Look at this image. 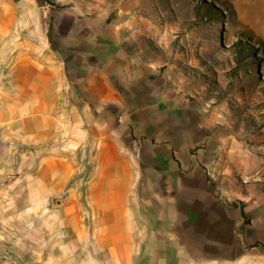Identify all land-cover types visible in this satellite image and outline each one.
<instances>
[{
	"label": "crops",
	"instance_id": "1",
	"mask_svg": "<svg viewBox=\"0 0 264 264\" xmlns=\"http://www.w3.org/2000/svg\"><path fill=\"white\" fill-rule=\"evenodd\" d=\"M177 9L0 0V249L34 264H264L255 150L202 102Z\"/></svg>",
	"mask_w": 264,
	"mask_h": 264
},
{
	"label": "rangeland",
	"instance_id": "2",
	"mask_svg": "<svg viewBox=\"0 0 264 264\" xmlns=\"http://www.w3.org/2000/svg\"><path fill=\"white\" fill-rule=\"evenodd\" d=\"M173 1L178 32L210 85L202 102L232 132L246 134L264 179V0Z\"/></svg>",
	"mask_w": 264,
	"mask_h": 264
},
{
	"label": "built area",
	"instance_id": "3",
	"mask_svg": "<svg viewBox=\"0 0 264 264\" xmlns=\"http://www.w3.org/2000/svg\"><path fill=\"white\" fill-rule=\"evenodd\" d=\"M0 264H34L31 261L23 260L14 252L0 249Z\"/></svg>",
	"mask_w": 264,
	"mask_h": 264
},
{
	"label": "trees",
	"instance_id": "4",
	"mask_svg": "<svg viewBox=\"0 0 264 264\" xmlns=\"http://www.w3.org/2000/svg\"><path fill=\"white\" fill-rule=\"evenodd\" d=\"M213 6L216 8V6L213 4ZM217 9V8H216ZM243 43L242 42H239L238 44H237V48L239 49V54L238 55H240L239 56V59H240V57H242V50H243V48L240 46V45H242Z\"/></svg>",
	"mask_w": 264,
	"mask_h": 264
},
{
	"label": "water",
	"instance_id": "5",
	"mask_svg": "<svg viewBox=\"0 0 264 264\" xmlns=\"http://www.w3.org/2000/svg\"><path fill=\"white\" fill-rule=\"evenodd\" d=\"M59 206V205H58Z\"/></svg>",
	"mask_w": 264,
	"mask_h": 264
}]
</instances>
